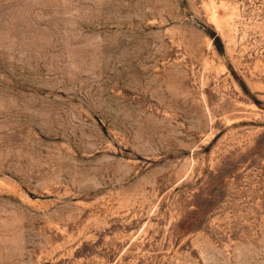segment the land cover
<instances>
[{
	"label": "rangeland",
	"instance_id": "obj_1",
	"mask_svg": "<svg viewBox=\"0 0 264 264\" xmlns=\"http://www.w3.org/2000/svg\"><path fill=\"white\" fill-rule=\"evenodd\" d=\"M0 264H264V0H0Z\"/></svg>",
	"mask_w": 264,
	"mask_h": 264
}]
</instances>
